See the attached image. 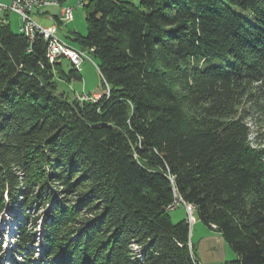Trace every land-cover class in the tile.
Returning <instances> with one entry per match:
<instances>
[{
  "label": "trees",
  "instance_id": "16d2710c",
  "mask_svg": "<svg viewBox=\"0 0 264 264\" xmlns=\"http://www.w3.org/2000/svg\"><path fill=\"white\" fill-rule=\"evenodd\" d=\"M84 10L95 101L58 93L81 72L0 20V221L22 214L9 264H199L176 193L234 264H264V0Z\"/></svg>",
  "mask_w": 264,
  "mask_h": 264
},
{
  "label": "rangeland",
  "instance_id": "374dc122",
  "mask_svg": "<svg viewBox=\"0 0 264 264\" xmlns=\"http://www.w3.org/2000/svg\"><path fill=\"white\" fill-rule=\"evenodd\" d=\"M44 2H50L51 5L43 6L42 8H35L30 13L36 23L43 27H50L56 25L58 27V38L61 37L64 41L72 48L78 47V44L73 41L76 35L73 32H77L82 36L87 35V23L84 5L90 0H40ZM132 2L135 5L140 4V0H120ZM1 2H8V0H0ZM9 3V2H8ZM5 4V3H3ZM73 8V20L71 22L62 21V8ZM12 30L15 32H21L20 27L22 25L21 18L15 13H9ZM60 20V21H59ZM61 36V37H60ZM76 49V48H74ZM79 50V49H77ZM88 58H85L81 64L80 72L81 80L63 81L58 80V93H65L69 98L73 99L77 96L83 101H95L101 96L99 94L93 96L94 93H104L107 90V86H104L103 78L96 65V59L89 51H84ZM61 61V60H60ZM59 62V61H58ZM65 69L69 71L71 64L67 59L63 60ZM86 97L89 98L86 100ZM264 144V142H263ZM49 208V206L47 207ZM20 209L11 211L9 217L8 213H5L0 221V248L1 254L6 261V264L11 263L10 258L12 254V248L15 246V237L19 221L22 220ZM169 213L174 223H178L183 219H189L188 212L184 205H180L176 208V203L173 204ZM195 211H193V214ZM18 216V220L13 217ZM195 216V223L191 225L190 238L194 246L195 258L199 264H234L237 260L236 253L226 243L224 238L218 234L215 230H212L197 216ZM40 217H43V213L40 212ZM37 229V244L34 246L36 249V257H40L43 254V229L41 228L42 223L39 221ZM15 257V256H14ZM40 264V261H38Z\"/></svg>",
  "mask_w": 264,
  "mask_h": 264
},
{
  "label": "built area",
  "instance_id": "2783aa9c",
  "mask_svg": "<svg viewBox=\"0 0 264 264\" xmlns=\"http://www.w3.org/2000/svg\"><path fill=\"white\" fill-rule=\"evenodd\" d=\"M42 2V1H41ZM40 2L37 1L36 4L33 3V0H11L10 4H0V10L4 12H23L24 16V29L25 31H28V38L29 40H34V34L35 32H39L45 36L46 39H48V32H56L57 29L55 26L52 27H43L41 25H38L35 23V20L31 16V12L35 8H40ZM26 12H29L27 14ZM63 17L66 19V21H71L73 19V8L67 7L63 9ZM48 28V29H46ZM49 40V45L47 47V57L50 60V62H55L56 59H60L61 57H66L69 59L74 65L75 64H82L85 60V58H88L84 51H78L72 47H70L62 38H61V44H53L52 39ZM89 98L86 97V100ZM184 205L188 212V222L190 223V226L195 223V216L193 214V205L190 203H187L184 201L182 197H178V194L176 193V208L180 205Z\"/></svg>",
  "mask_w": 264,
  "mask_h": 264
},
{
  "label": "bare ground",
  "instance_id": "6f19581e",
  "mask_svg": "<svg viewBox=\"0 0 264 264\" xmlns=\"http://www.w3.org/2000/svg\"><path fill=\"white\" fill-rule=\"evenodd\" d=\"M37 1H39L40 2V8H42L43 6H47V5H51L52 3H50V2H44V1H40V0H33V3L34 4H36V2ZM11 13H15V14H17V15H19L20 16V18H21V22H22V25H21V31L22 32H24L25 34H26V36H28V31H25V29H24V16H23V12H14V11H11ZM27 14H29V12H26ZM61 16H62V21H66V19L63 17V14L61 13ZM73 18H74V16H73ZM73 20V19H72ZM71 20V21H72ZM71 21H66V22H71ZM36 23V22H35ZM36 24H38V23H36ZM38 25H40V24H38ZM52 26H55L56 27V29H57V33H58V28H57V26L56 25H52ZM52 26H50V27H52ZM46 29H48V28H46ZM37 34H39V35H41L42 37H43V39L45 40V42L47 43V47H48V45H49V40L48 39H52V43L53 44H61V40L56 36V32H48V39H46L45 38V36L43 35V34H41V33H39V32H35V34H34V38L36 37V35ZM77 50V49H76ZM78 51H82V50H78ZM61 59H67L66 57H61L60 59H56V61L55 62H58V61H60ZM74 67H76L77 69H78V71H80V67H81V64H73L69 59H67ZM50 61V60H49ZM52 63V62H51ZM54 63V62H53ZM175 196H176V194H175ZM176 203V200L174 201V204ZM193 211H195V207L193 206Z\"/></svg>",
  "mask_w": 264,
  "mask_h": 264
},
{
  "label": "crops",
  "instance_id": "0c3cea01",
  "mask_svg": "<svg viewBox=\"0 0 264 264\" xmlns=\"http://www.w3.org/2000/svg\"><path fill=\"white\" fill-rule=\"evenodd\" d=\"M9 2V3H8ZM8 2H1L0 4H3V3H5V4H10L11 3V0H8ZM63 9L64 8H62V12H63ZM9 13H11V12H4V11H1L0 10V20L2 21V22H4L5 24H9L10 26H11V21H10V18H9ZM60 21V20H59ZM11 28H12V26H11ZM58 28V27H57ZM20 31H21V27H20ZM75 33H77V32H75ZM61 37V36H60ZM62 38V37H61ZM63 39V38H62ZM64 40V39H63ZM97 94H99L100 95V93H94L93 94V96H95V95H97Z\"/></svg>",
  "mask_w": 264,
  "mask_h": 264
}]
</instances>
